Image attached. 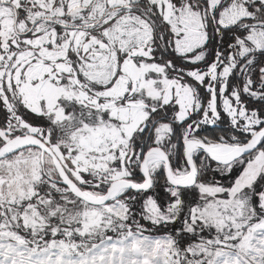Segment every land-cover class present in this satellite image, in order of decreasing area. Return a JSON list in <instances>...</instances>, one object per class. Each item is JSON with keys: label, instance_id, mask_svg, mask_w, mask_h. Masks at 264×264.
<instances>
[{"label": "snow or ice", "instance_id": "6c2138e0", "mask_svg": "<svg viewBox=\"0 0 264 264\" xmlns=\"http://www.w3.org/2000/svg\"><path fill=\"white\" fill-rule=\"evenodd\" d=\"M0 264H264V0H0Z\"/></svg>", "mask_w": 264, "mask_h": 264}]
</instances>
